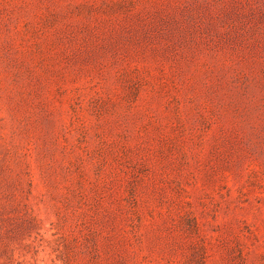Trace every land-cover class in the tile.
Segmentation results:
<instances>
[{
    "label": "rangeland",
    "instance_id": "1",
    "mask_svg": "<svg viewBox=\"0 0 264 264\" xmlns=\"http://www.w3.org/2000/svg\"><path fill=\"white\" fill-rule=\"evenodd\" d=\"M0 264H264V0H0Z\"/></svg>",
    "mask_w": 264,
    "mask_h": 264
}]
</instances>
